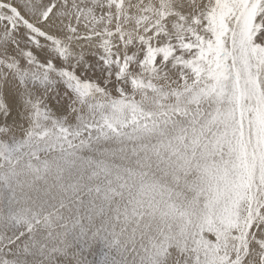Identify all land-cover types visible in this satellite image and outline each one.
<instances>
[{
	"label": "rangeland",
	"instance_id": "obj_1",
	"mask_svg": "<svg viewBox=\"0 0 264 264\" xmlns=\"http://www.w3.org/2000/svg\"><path fill=\"white\" fill-rule=\"evenodd\" d=\"M169 1L177 4L179 0H156L162 3L148 9L134 7L135 14L141 15V25L147 24L145 27L137 26L136 21L123 22L133 10L109 8V15H105L109 20L112 15L114 21L95 24L93 31L81 32L98 36L97 43L104 41L109 47L118 42L130 45L132 55L120 65L119 81L114 79L105 86L101 80V87L93 85L95 90L85 98L78 126L82 134H87L73 136L65 145L76 166L71 172L68 165L57 167L55 163L63 158V153L45 154L40 160L16 153L21 157L18 164L0 168V187L19 190V203L13 204L18 221L24 220L33 206L24 199L27 193L37 189L64 191L66 182L76 173L106 189L103 188L100 201L103 219L98 213L96 220L84 226L91 233L88 244L82 245L80 264H217L218 261L210 262L206 253L219 249V236L240 220L243 201L239 199L238 205L236 202L250 192L249 187L257 180L258 166H264V144L260 148L257 143L264 137V93L257 86V78L264 75L257 72L255 81L252 73L256 64L264 69V0H256L257 6L254 0H242L240 9L233 3H222L231 16L236 12L233 24L223 25L218 31L211 29L204 35L198 30L205 25L196 22L199 16L194 11L185 15ZM189 1L210 10L220 0ZM248 2L254 6L243 11ZM75 3L72 0L70 8ZM114 15L121 18L115 16V20ZM157 33H163L167 40L159 39L160 48L155 47ZM142 40L143 45L137 42ZM149 40L154 44L146 50L144 45ZM128 50L119 48L122 53ZM158 54L163 58L157 62ZM128 62L133 65L130 70ZM172 72L181 79L180 84L168 80ZM5 151L0 146V155ZM3 229L0 223V234ZM53 239L51 244L61 253L72 246L71 237L58 234ZM3 241L0 240V255L9 242ZM178 253L184 254L183 260Z\"/></svg>",
	"mask_w": 264,
	"mask_h": 264
},
{
	"label": "snow or ice",
	"instance_id": "obj_2",
	"mask_svg": "<svg viewBox=\"0 0 264 264\" xmlns=\"http://www.w3.org/2000/svg\"><path fill=\"white\" fill-rule=\"evenodd\" d=\"M40 0H0V146L7 149L0 155V168L16 165L23 153L29 160L42 155L63 153L57 167L76 166L66 151V143L81 133L79 121L84 100L92 91L119 81L120 65L132 55L130 45L107 46L97 43L98 36L81 33L80 25L57 20L59 3L44 0L46 7L39 20L35 13ZM157 33L155 47H162ZM109 43H111L109 41ZM143 45V41H139ZM149 40L145 49L153 46ZM127 47V52L119 48ZM158 54L157 62L162 59ZM111 61V62H110ZM132 63L128 62L129 69ZM45 167L48 162L45 161ZM38 170V169H37ZM104 189L99 183L80 173L70 176L64 191L37 189L27 193L30 202L24 220L14 216L17 191L0 187V221L4 225L0 240L7 239L0 264H80L87 236L85 224L103 219L100 205ZM255 226V225H254ZM58 234L71 237L72 246L61 253L51 244ZM181 260L183 253H178Z\"/></svg>",
	"mask_w": 264,
	"mask_h": 264
},
{
	"label": "bare ground",
	"instance_id": "obj_3",
	"mask_svg": "<svg viewBox=\"0 0 264 264\" xmlns=\"http://www.w3.org/2000/svg\"><path fill=\"white\" fill-rule=\"evenodd\" d=\"M56 0H53V3H58L55 2ZM62 2L63 5L67 6V9H63L61 7H59L56 11V18L59 21L62 22H67V23H74V24H79L80 25V29L81 32L84 30L87 31H93V26L95 24H100L105 22V24L109 23L110 20L114 21L111 15L112 12H110V20L109 17H106L105 14L109 15V8H117V9H123L125 11L128 10H133L134 7H143L145 9H148V7H152L155 6V4H157V6H159V3L162 2H156V0H74L76 3L74 4V6L72 8H70V2L72 0H60ZM160 1V0H158ZM163 1V0H162ZM218 1V0H217ZM241 1L242 0H220L218 1L216 4L213 5V7L208 10L209 8H205L204 6H196L195 3L190 2L189 0H179L177 2V4H171L170 5L174 8H176L175 10H179L180 12H182L183 14L186 15L187 11L188 12H192L194 11L197 16H199L197 19L199 20H195L196 22H200L202 24H204L205 26H203V28L201 30H198V32H200V34L204 35L205 33H208L207 31H209L211 33V31H213L215 28L216 30L219 27H222L223 25H229L231 20H232V16H235V14H233L234 12H232V16L223 8L222 3L224 4H230L233 3L234 5H236V7H238L239 9L242 8L241 5ZM251 1V0H250ZM256 3V0H254ZM167 2V0H166ZM168 3V2H167ZM243 3V2H242ZM249 3V2H248ZM252 3V2H251ZM258 3V1H257ZM257 3L255 6H257ZM264 3V1H263ZM166 4L165 1L163 2V5ZM61 5V4H60ZM61 5V6H63ZM264 5V4H263ZM225 6V5H224ZM244 6V5H243ZM252 6L250 3L248 5H245V7L243 8V11H247V9L252 8ZM48 8V5L46 3H44V0L40 1L37 5H36V11L35 13L30 12L29 15L32 16V18L35 21L39 20L40 14L41 12H44L45 8ZM64 7V6H63ZM133 7V8H132ZM162 7V6H161ZM165 7V6H163ZM135 8V9H136ZM157 8V7H156ZM159 8V7H158ZM50 9V7H49ZM48 9V10H49ZM117 9H114L115 11ZM134 9V10H135ZM151 9V8H150ZM160 9V8H159ZM163 9V8H162ZM227 9V8H226ZM51 10V9H50ZM113 10V11H114ZM122 10V11H123ZM133 10V11H134ZM141 10V9H140ZM144 10V9H143ZM165 10V9H164ZM124 11V12H125ZM136 11V10H135ZM134 12H131V14L129 13L127 18L125 20H123V22L125 21H129L132 24H135L133 22L136 21V25L140 26L142 23H140L139 16H137L138 14H135ZM139 11V10H138ZM161 11V10H160ZM172 11V10H171ZM229 11V9H228ZM256 11V10H255ZM127 12V13H128ZM142 12V11H141ZM157 12V11H155ZM162 12V11H161ZM248 12V11H247ZM250 12V11H249ZM114 14L116 12H113ZM112 13V14H113ZM119 15L121 14L120 12H118ZM117 13V14H118ZM159 13V12H158ZM165 13V12H164ZM177 13V12H176ZM244 13V12H243ZM44 14H46V12H44ZM144 14V12H143ZM245 14V13H244ZM253 14V11H252ZM47 15V14H46ZM119 15H114V19L115 16L116 18L119 17L121 18ZM209 15V17H208ZM247 15V14H246ZM124 16V15H122ZM175 16V15H174ZM139 17V18H138ZM178 17V16H177ZM259 17V15H258ZM264 17V16H263ZM184 18V17H183ZM187 18V17H186ZM192 18V16L190 17ZM234 18V17H233ZM238 18V17H237ZM124 19V18H123ZM189 19V18H188ZM264 19V18H263ZM116 20V19H115ZM119 20V19H118ZM117 20V21H118ZM121 20V19H120ZM119 20V21H120ZM148 20V19H147ZM177 20V19H176ZM194 20V19H193ZM112 21L110 23H112ZM127 21V22H128ZM143 21V20H142ZM234 22V20H232ZM237 21V20H236ZM263 20H261L262 22ZM122 22V21H120ZM119 22V23H120ZM145 22V21H143ZM116 23V22H115ZM194 23V22H193ZM232 23V22H231ZM248 23V22H246ZM118 24V23H117ZM122 24V23H121ZM125 24V23H124ZM130 24V23H128ZM127 24V25H128ZM159 24V23H158ZM233 24V23H232ZM231 24V25H232ZM236 24V22H235ZM249 24V23H248ZM113 25V23H112ZM147 25V24H145ZM145 25H141L142 27H145ZM261 25V24H260ZM104 26V25H103ZM116 26V25H114ZM140 26V27H141ZM158 26V25H157ZM156 26V27H157ZM201 26V25H200ZM234 26V25H233ZM236 26V25H235ZM252 26V25H251ZM259 25H257L258 27ZM98 27V26H97ZM105 27V26H104ZM131 27V26H130ZM141 27V28H142ZM168 27V26H166ZM173 28H175V25H172ZM202 27V26H201ZM225 27V26H224ZM230 27V26H228ZM243 27V26H242ZM109 28V26H108ZM107 28V29H108ZM127 28V27H126ZM171 28V26H170ZM169 28V29H170ZM196 28V26H195ZM237 26L235 27V30H237ZM251 28V27H250ZM263 28V27H262ZM144 29V28H143ZM140 29V30H143ZM154 29V28H153ZM152 29V30H153ZM177 29V27L175 28V30ZM213 29V30H211ZM244 29V28H243ZM106 30V29H105ZM219 30V29H218ZM217 30V31H218ZM260 30V29H259ZM99 31V30H98ZM144 31V30H143ZM256 31V30H255ZM107 32V31H106ZM141 32V31H140ZM244 32V30H243ZM264 32V30H263ZM99 33V32H98ZM111 34V32H109ZM169 33V32H168ZM258 33V32H257ZM214 34V33H213ZM211 35V34H209ZM234 35V34H233ZM238 35V34H237ZM243 35V34H242ZM180 36V35H179ZM255 37V36H254ZM257 38V37H256ZM117 39V38H116ZM176 39V38H175ZM179 39V38H178ZM183 40V39H182ZM262 40V39H261ZM143 41V40H142ZM231 41V40H230ZM244 41V40H243ZM247 41V40H246ZM257 41V40H256ZM139 42V41H137ZM144 42V41H143ZM249 42V41H248ZM246 42V43H248ZM260 42V41H259ZM235 43V42H234ZM245 45V44H244ZM111 46V45H110ZM230 46V45H229ZM141 48V46H139ZM143 47V46H142ZM247 46H245L246 48ZM237 49V48H235ZM249 47L247 48L248 51ZM234 50V48H233ZM232 50V51H233ZM202 52H204L203 50H201ZM235 51V50H234ZM243 51H245L243 49ZM246 51V52H247ZM252 51V50H251ZM200 52V54L203 55V53ZM248 53V52H247ZM178 53H176L177 55ZM250 54V53H249ZM137 55V54H136ZM199 55V54H198ZM197 55V56H198ZM241 55V54H240ZM251 55V54H250ZM257 55V54H256ZM171 56V55H170ZM195 56V55H194ZM204 56V55H203ZM238 56V55H237ZM190 57V56H188ZM193 57V56H192ZM169 58V57H168ZM180 58V57H179ZM191 58V57H190ZM199 58V57H198ZM184 59V58H183ZM195 59V57H194ZM199 60V59H198ZM202 60V59H201ZM235 60V59H234ZM196 62V61H195ZM259 62V61H258ZM190 63V62H189ZM254 64V62H252ZM134 64V63H133ZM251 64V65H253ZM127 65V64H126ZM261 65V64H260ZM260 65H255L256 68L253 66L252 68H255V70L252 71L253 73V77L256 81V77H257V72H260V75H264V69H261L262 67H260ZM263 65V64H262ZM135 66V65H134ZM137 67V66H136ZM167 67V66H166ZM170 67V66H169ZM168 67V68H169ZM260 67V68H259ZM167 68V69H168ZM182 68V67H181ZM189 68V66H188ZM242 68V67H241ZM166 69V70H167ZM130 70V69H129ZM170 72V69H168ZM172 70V69H171ZM161 71V70H160ZM177 71V70H176ZM175 71V72H176ZM185 71V70H183ZM188 71V70H187ZM235 71V70H234ZM158 72V71H157ZM180 71L177 72V74ZM168 73V72H167ZM181 73V72H180ZM128 74V73H127ZM145 74V73H144ZM143 74V75H144ZM155 76V73H153ZM164 74V73H162ZM166 74V73H165ZM170 74V73H169ZM177 74H174L173 72L167 77L168 80H171L174 85L175 84H180V80L179 77H177ZM235 74V73H234ZM168 75V74H167ZM166 75V76H167ZM160 76H161V72H160ZM165 76V75H164ZM180 76V75H179ZM259 76V74H258ZM161 78V77H160ZM261 78V79H260ZM164 79V78H162ZM213 79V78H212ZM259 81L260 85L257 86H261L262 87V91L264 93V77H258L257 78ZM154 80V79H153ZM161 81V80H160ZM163 81V80H162ZM186 81V80H185ZM243 81V80H242ZM123 82V79H122ZM117 83V82H116ZM124 83V82H123ZM172 83V85H173ZM182 83V82H181ZM184 83V82H183ZM182 83V84H183ZM192 84V82H190ZM258 83V82H257ZM166 84V83H165ZM228 84V83H227ZM249 84V83H248ZM167 85V84H166ZM170 85V84H169ZM168 85V86H169ZM186 85V84H184ZM188 85V84H187ZM171 86V85H170ZM228 86V85H227ZM117 87V86H116ZM181 87V86H180ZM184 87V86H183ZM259 87H258V91H259ZM229 88V87H228ZM194 89V88H193ZM230 89V88H229ZM149 90V89H148ZM231 93V92H230ZM229 93V94H230ZM260 93V91H259ZM203 94V93H202ZM155 95V94H154ZM195 95V94H194ZM261 95V94H260ZM120 96V95H119ZM179 96V95H178ZM229 96V95H228ZM262 96V95H261ZM129 97V96H127ZM139 97V96H138ZM180 97V96H179ZM196 97V96H195ZM224 97V96H223ZM219 98V97H218ZM142 98H140L141 100ZM153 99V98H152ZM179 100V99H178ZM205 100V99H204ZM231 100V99H230ZM128 101V100H127ZM131 101V100H130ZM228 101V100H227ZM141 102V101H140ZM131 103V102H130ZM133 103V102H132ZM177 103V102H176ZM259 103V102H258ZM262 103H264L262 101ZM221 103L219 102V105ZM226 104V103H225ZM100 105V104H99ZM146 105V104H145ZM195 105V104H194ZM201 105V104H200ZM203 105V104H202ZM229 105V104H228ZM262 105V104H261ZM92 106V105H91ZM235 106V105H234ZM202 107V106H201ZM264 107V106H263ZM123 108V107H122ZM262 108V107H261ZM117 109V108H116ZM250 110V109H249ZM261 110V109H260ZM203 111V110H202ZM222 111V110H221ZM229 111V110H228ZM168 112V111H167ZM262 112V110H261ZM156 113V112H155ZM177 113V112H176ZM175 113V114H176ZM230 113V112H229ZM174 114V116H175ZM193 114V113H192ZM128 116V115H127ZM229 116V115H228ZM243 116V115H242ZM261 116V115H260ZM124 117V116H123ZM126 117V116H125ZM138 117V116H137ZM223 117V116H222ZM173 118V117H172ZM180 118V117H179ZM194 119V118H193ZM122 120V118H121ZM177 120V119H176ZM217 120V119H216ZM117 122V121H116ZM168 122V121H167ZM261 122V121H260ZM166 123V122H165ZM168 124V123H167ZM244 124V123H243ZM164 125V123H163ZM248 125V124H247ZM140 126V125H139ZM180 126V125H179ZM231 126V125H230ZM158 127V126H157ZM252 127V126H251ZM142 128V127H141ZM162 128V127H161ZM164 128V127H163ZM187 128V127H186ZM193 128V127H192ZM143 129V128H142ZM146 129V128H145ZM156 129V128H155ZM160 129V128H159ZM189 129V128H188ZM232 129V128H231ZM237 129V128H236ZM150 130V129H149ZM193 130V129H192ZM264 130V129H263ZM262 130V131H263ZM154 131V130H153ZM120 132V131H119ZM140 132V131H139ZM142 133V132H141ZM241 133V132H240ZM204 135V134H203ZM245 135V134H244ZM148 136V134H147ZM164 136V135H163ZM165 137V136H164ZM141 138V137H140ZM175 138V137H174ZM148 139V138H147ZM156 139V138H155ZM177 139V138H176ZM84 140V139H83ZM247 140V139H246ZM249 140V139H248ZM174 141V140H173ZM208 141V140H207ZM210 141V140H209ZM73 142V141H72ZM141 143V142H140ZM258 145L260 146V148H262V144H264V137L258 140ZM236 144V143H235ZM247 144V143H246ZM132 145V144H131ZM164 146V145H163ZM235 146V145H234ZM254 146V145H253ZM196 147V146H195ZM211 147V146H210ZM243 147V146H242ZM147 148V147H146ZM191 148V147H190ZM249 148V147H248ZM183 149V148H182ZM255 149V148H254ZM199 150V149H198ZM204 150V149H203ZM208 150V149H207ZM135 151V150H134ZM180 151V150H179ZM210 151V150H209ZM258 151V150H257ZM119 152V151H118ZM252 152V151H251ZM141 153V152H140ZM146 153V152H145ZM164 153V152H163ZM150 155V154H149ZM175 155V154H174ZM177 155V154H176ZM260 155V153H259ZM136 156V155H135ZM188 156V155H187ZM249 156V155H248ZM124 157V155H123ZM173 157V156H172ZM228 157V156H227ZM130 158V157H129ZM169 158V157H168ZM205 158V157H204ZM170 159V158H169ZM52 160V159H51ZM131 160V159H130ZM251 160V159H250ZM168 161V160H167ZM172 161V160H171ZM192 161V160H191ZM190 161V162H191ZM201 161V160H200ZM121 162V161H120ZM189 162V161H188ZM197 162V161H196ZM230 162V159L229 161ZM251 162V161H250ZM253 162V160H252ZM142 163V162H141ZM166 163V162H165ZM199 163V162H198ZM137 164V163H136ZM174 164V163H173ZM187 164V163H186ZM206 164V163H205ZM213 164V163H211ZM230 164V163H229ZM35 165V164H34ZM115 165V164H114ZM130 165V164H129ZM121 166V165H120ZM136 166V165H135ZM162 166V165H161ZM233 166V165H232ZM252 166V164H251ZM255 166V165H254ZM258 166V165H257ZM65 167V166H64ZM165 167V166H164ZM177 167V166H176ZM201 167V166H200ZM130 168V167H129ZM175 168V167H174ZM54 169V168H53ZM136 169V168H135ZM173 169V168H172ZM257 180L254 183V186L252 188L249 187L250 192L246 193L243 195V197L238 198L236 204L238 205L239 199L241 201H243V213L241 215V218L238 222H236L235 224H232L233 227L223 233V235L221 234L219 236V240H218V244L220 246V248L218 249L217 247L215 248V250L206 253V255L209 257V260H211L210 262L214 261H218L217 264H264V166L263 167H259L257 168ZM51 170V169H50ZM58 170V169H57ZM92 170V169H91ZM179 170V169H178ZM237 170V169H236ZM54 171V170H53ZM119 171V170H118ZM174 171V170H173ZM247 171V170H246ZM138 172V171H137ZM127 174V173H126ZM144 174V173H142ZM250 174V173H249ZM108 175V174H107ZM124 175V173H123ZM44 176V175H43ZM106 176V175H105ZM117 176V175H116ZM129 176V175H127ZM176 176V175H175ZM50 177V176H49ZM132 177V176H131ZM134 177V176H133ZM137 177V176H136ZM142 177V176H141ZM170 178V177H169ZM198 178V177H197ZM219 178V177H218ZM249 178V177H248ZM130 179V178H129ZM133 179V178H132ZM135 179V178H134ZM201 179V178H200ZM165 180V179H164ZM177 180V179H176ZM123 181V180H122ZM38 182V181H37ZM134 182V181H133ZM217 182V181H215ZM31 183V182H30ZM99 183V182H98ZM109 183V182H108ZM187 183V182H186ZM252 183V182H251ZM144 184V183H143ZM168 184V183H167ZM198 184V182H197ZM217 184V183H216ZM31 185V184H30ZM115 185V184H114ZM133 185V184H132ZM146 185V184H145ZM21 186V185H20ZM111 186V185H110ZM252 186V185H251ZM22 187V186H21ZM20 187V189H21ZM163 187V186H162ZM237 187V186H236ZM104 188V187H103ZM114 188V187H113ZM118 188V187H116ZM105 189V188H104ZM106 190V189H105ZM119 190V189H117ZM179 190V189H178ZM195 190V188H194ZM19 191V190H18ZM17 191V192H18ZM30 191V190H29ZM135 191V190H134ZM245 191V189L243 190ZM119 192V191H118ZM188 192V191H187ZM192 192V191H191ZM239 192V191H238ZM243 193V192H242ZM245 193V192H244ZM235 194V193H234ZM154 195V194H152ZM170 195V193H169ZM178 195V194H177ZM182 195V194H181ZM185 195V194H184ZM183 195V196H184ZM187 196V193H186ZM240 196V195H239ZM166 197V196H165ZM171 197V196H170ZM182 197V196H181ZM234 197H236L234 195ZM164 198V197H163ZM166 199V198H165ZM169 199V198H168ZM190 199V198H189ZM164 201V200H163ZM166 201V200H165ZM236 201V200H235ZM143 202V201H142ZM234 202V201H233ZM164 203V202H163ZM235 204V203H234ZM235 204V205H236ZM137 205V204H136ZM135 205V206H136ZM233 204H231L232 206ZM234 205V207H235ZM147 206V205H146ZM165 206V205H164ZM244 206H248V209L245 211L244 210ZM140 207V206H139ZM233 209V208H231ZM170 210V209H169ZM137 211V210H136ZM232 211V210H231ZM123 212V211H122ZM135 212V211H134ZM132 215V214H131ZM131 217V216H130ZM140 217V216H139ZM130 219V218H129ZM127 221V220H126ZM130 221V220H129ZM229 222V221H227ZM124 225V224H123ZM255 225V226H254ZM164 233V232H163ZM216 236V235H215ZM218 236V235H217ZM58 238V237H57ZM67 239V238H66ZM213 239V238H212ZM54 240V239H53ZM214 240V239H213ZM3 241V240H2ZM5 241V239H4ZM3 241V242H4ZM7 242V239H6ZM114 242V240H113ZM56 243V242H55ZM53 243V244H55ZM1 244V243H0ZM58 244V243H57ZM96 244V243H95ZM143 248V247H142ZM95 249V248H94ZM97 250V249H96ZM95 251V250H94ZM134 252V251H133ZM1 253V252H0ZM109 254V253H108ZM157 254V253H156ZM162 260V259H161ZM81 263V262H80ZM210 264V263H209ZM215 264V263H214Z\"/></svg>",
	"mask_w": 264,
	"mask_h": 264
}]
</instances>
